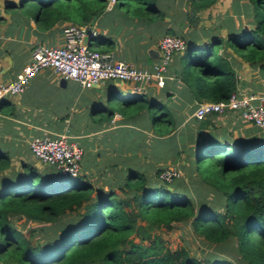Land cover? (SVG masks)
Here are the masks:
<instances>
[{"label": "trees", "instance_id": "1", "mask_svg": "<svg viewBox=\"0 0 264 264\" xmlns=\"http://www.w3.org/2000/svg\"><path fill=\"white\" fill-rule=\"evenodd\" d=\"M217 1L166 0L168 4H162L165 0H115L107 8V0H34L27 6L42 28L59 19L85 23L114 10L149 22L161 21L168 11L177 10L194 26ZM246 1L253 25L229 36L212 32L209 38L198 40L193 29L191 38L183 37L186 48L179 56L177 72L195 100L225 99L236 88L237 76L225 49L249 62L264 59V0ZM184 3L186 9L177 8ZM178 32L164 34L182 37ZM116 108L126 120L141 110L148 111L151 127L159 135L170 133L176 125L166 102L147 92L134 91ZM170 140L175 142V135ZM183 148L175 149L174 162L182 156ZM191 154L188 147L184 156L191 169L218 194L224 210L209 202L196 210L186 188L169 187L175 179L167 183L158 178L165 166L156 169L160 182L149 181L146 173L131 168L118 191L110 188L103 192L81 174L69 181L71 176L57 172L55 177L25 164L19 177L0 187V263L236 264L227 256L199 258L185 246L171 248L153 231L155 226L171 229L175 222L191 218L193 231L207 242L223 245L232 241L245 264H264V141L232 145L213 140ZM7 165L8 155L0 151V169ZM70 212H75V218L61 219L59 232L43 242L13 222L18 215L58 224V218Z\"/></svg>", "mask_w": 264, "mask_h": 264}, {"label": "crops", "instance_id": "2", "mask_svg": "<svg viewBox=\"0 0 264 264\" xmlns=\"http://www.w3.org/2000/svg\"><path fill=\"white\" fill-rule=\"evenodd\" d=\"M28 3L25 0H0V82L16 76L29 61L35 43H64L63 27L70 21L59 19L42 28L34 11L26 6ZM224 5L227 4L224 2ZM244 6L248 7L245 11ZM169 7L173 8L172 5ZM249 7L246 0H234L223 8L221 16L215 15L216 18L199 21L194 26H190L185 15L177 10L168 11L163 20L154 22L141 21L120 10L107 11L99 18L93 17L97 34L85 35V41L91 46L98 38L101 47L97 48L151 69L159 61L158 42L165 32L175 30L182 38H191L194 29L198 40L209 38L212 32L229 36L241 27L253 25ZM177 8L187 7L184 3ZM225 51H228L237 76L235 89L264 95V59L249 62L230 49ZM183 52L172 57L165 84L159 86L152 81L145 90L166 102L176 121L174 129L164 135L153 130L146 110L135 113L130 120L121 115L115 117L116 106L134 92L131 84L122 80L107 78L82 86L75 80L64 79L50 68H43L31 77L22 92L1 98L0 151L8 155V165L0 169V187L19 177L25 164L44 170V164L28 148L27 140L35 134L65 132L81 145L84 150L81 175L103 192L110 188L118 191L124 175L131 168L157 179L156 169L174 163L175 149L184 147V157L188 147L194 155L196 150L213 140L232 145L264 141V128L236 112L211 113L202 118L193 116L198 101L177 72L179 56ZM204 121L206 124H201ZM174 135L175 142L170 140Z\"/></svg>", "mask_w": 264, "mask_h": 264}, {"label": "built area", "instance_id": "3", "mask_svg": "<svg viewBox=\"0 0 264 264\" xmlns=\"http://www.w3.org/2000/svg\"><path fill=\"white\" fill-rule=\"evenodd\" d=\"M115 0H107L110 8ZM64 43L48 45L37 42L32 46L30 59L14 78L0 82V99L22 92L32 76L43 68H50L64 79H72L82 86H89L102 79L113 78L129 82L132 90L145 92L148 83L154 81L163 86L168 75V65L175 52L186 48L181 36L164 34L159 39L160 58L151 69L139 67L132 62L116 58L112 51L90 46L84 36H95L94 23L68 22L63 27ZM236 112L254 125L264 128V95L245 93L234 89L225 99L197 102L193 116L202 118L211 113ZM115 117L120 116L118 112ZM31 154L59 174L75 177L81 174L84 150L64 133L35 134L28 140ZM182 176L178 165H168L158 173L162 182H171Z\"/></svg>", "mask_w": 264, "mask_h": 264}, {"label": "rangeland", "instance_id": "4", "mask_svg": "<svg viewBox=\"0 0 264 264\" xmlns=\"http://www.w3.org/2000/svg\"><path fill=\"white\" fill-rule=\"evenodd\" d=\"M32 1L34 0H29V2ZM224 2L227 5H224ZM229 4L230 1L228 0H218L216 5L212 6L211 9H207L202 13L201 17L203 20L201 21L206 22V20H211V17L214 18L215 15L221 16L220 14L223 12V8L225 6H228ZM247 8L248 7L244 6V11L247 10ZM209 14L211 15L208 16ZM84 38H86V36H84ZM91 46L96 48L101 47L98 44V38H95L93 40V44ZM114 103L117 102H113V104ZM204 156L205 154H203L202 152L200 158L203 160ZM187 158V156H180L177 162L172 163L180 165V168L182 170V177L175 180L168 186L174 188L176 187L178 189L186 188V192H188L194 198L193 204L196 210H198L202 204L208 202L213 208H217L218 210H224V203L222 199L218 198V194L213 193L212 189L199 179L198 174L191 169ZM44 167V170L41 169V173L50 174L56 177L57 171L53 167H50L48 164H44ZM73 179L74 177L68 178L69 181H72ZM149 181L160 182L159 179H155V176L149 177ZM72 218H75V212H70L67 215H63L62 218H58L59 222L57 224V222H42L38 220L26 219L25 217L15 215L13 222L26 234L30 233L35 240L43 242L46 238L52 237L59 232L58 229L60 223L62 222L61 219H63V222H67ZM153 231L156 234H159V236H161V238L171 248H176L181 245L185 246V248L188 249V252L196 257L214 258V256L218 257V255H220L232 258L236 264H245V262H243L235 253V250L233 248L234 244L232 243V241H229L223 245L207 242L203 237L197 235L193 231L191 226V218L175 222L174 226L171 229H165L160 225L155 226L153 228ZM134 240L137 241L138 238L134 237ZM128 246L129 244L125 245V247Z\"/></svg>", "mask_w": 264, "mask_h": 264}, {"label": "water", "instance_id": "5", "mask_svg": "<svg viewBox=\"0 0 264 264\" xmlns=\"http://www.w3.org/2000/svg\"><path fill=\"white\" fill-rule=\"evenodd\" d=\"M95 21V19L93 18L91 21H90V24H93Z\"/></svg>", "mask_w": 264, "mask_h": 264}, {"label": "clouds", "instance_id": "6", "mask_svg": "<svg viewBox=\"0 0 264 264\" xmlns=\"http://www.w3.org/2000/svg\"><path fill=\"white\" fill-rule=\"evenodd\" d=\"M185 50V49H184Z\"/></svg>", "mask_w": 264, "mask_h": 264}]
</instances>
